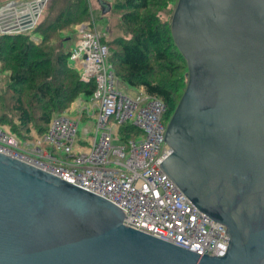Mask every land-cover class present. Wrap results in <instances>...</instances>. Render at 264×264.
Wrapping results in <instances>:
<instances>
[{
    "label": "water",
    "instance_id": "obj_1",
    "mask_svg": "<svg viewBox=\"0 0 264 264\" xmlns=\"http://www.w3.org/2000/svg\"><path fill=\"white\" fill-rule=\"evenodd\" d=\"M170 32L187 72L160 166L226 227L223 255L133 229L110 201L0 153V264H264V0H177Z\"/></svg>",
    "mask_w": 264,
    "mask_h": 264
},
{
    "label": "built area",
    "instance_id": "obj_2",
    "mask_svg": "<svg viewBox=\"0 0 264 264\" xmlns=\"http://www.w3.org/2000/svg\"><path fill=\"white\" fill-rule=\"evenodd\" d=\"M42 3L26 0L0 6V34L33 28ZM102 37L89 25L81 26L69 57L78 66L80 80L95 84L92 95L79 96L91 108L80 107L77 120L55 114L37 144L14 131L5 132L0 124V153L110 201L133 229L199 255H223L226 227L199 211L161 169L171 151L165 142L170 117L166 105L144 91L132 97L118 89L125 83L108 62L109 48ZM93 114L94 132L85 126L79 134L78 121ZM87 136L92 146L87 153L78 152ZM116 138L121 145L112 144Z\"/></svg>",
    "mask_w": 264,
    "mask_h": 264
},
{
    "label": "trees",
    "instance_id": "obj_3",
    "mask_svg": "<svg viewBox=\"0 0 264 264\" xmlns=\"http://www.w3.org/2000/svg\"><path fill=\"white\" fill-rule=\"evenodd\" d=\"M151 2L152 0L124 1V6L130 11L124 12L122 19L126 28L133 33L129 41L121 44V51L118 53L119 63L124 67L125 76L118 74V77L115 64H111L121 82L133 88L141 87L145 93L162 100L167 108V116H170L174 109L173 94L180 87L183 78L164 82L152 79L155 73V65L152 61L157 65H163L166 71L173 74L172 68L176 60L184 62L185 60L174 45L170 26L160 23L157 16L148 10ZM81 14L84 13L73 10L68 19L57 17L55 26L43 31L38 42L27 40L21 33L0 35V74L1 70L8 72V92H10L6 98L0 94V98L2 103H5L2 107H10L15 117L21 121L19 128L10 129L21 137L28 138L23 130H28L29 123L47 122L49 126L55 112L61 113L80 95H92L95 89L92 80L89 82L80 80L77 70L74 71L75 76H78L76 80H72L71 84L65 83L64 78H70V73H73H65V71L74 69L69 64L71 51H63V54L57 56L54 64L49 53L42 47L44 40L50 41L47 32L55 33L66 29V25L77 22ZM103 41L109 47L108 42L104 39ZM63 104H65L64 108L60 107ZM6 114L7 112H3L2 120ZM48 126L40 127L38 132L43 133Z\"/></svg>",
    "mask_w": 264,
    "mask_h": 264
},
{
    "label": "rangeland",
    "instance_id": "obj_4",
    "mask_svg": "<svg viewBox=\"0 0 264 264\" xmlns=\"http://www.w3.org/2000/svg\"><path fill=\"white\" fill-rule=\"evenodd\" d=\"M26 0H0V6H3L10 2H21ZM104 2L108 3L110 8L108 11L103 12V7L99 5L98 0H43L42 9L36 23L34 24L33 28L27 29L21 33L23 37H26L27 40H32L34 42H38L47 29L54 27L55 20L57 17H61L64 19H68L71 12L73 10L82 11L84 14L78 16V21L73 22L69 25H66V29L58 30L55 33L50 31L47 32L48 42L44 40L42 47L49 53L50 58L55 64V60L57 56L63 54V51H71L75 45L77 40L78 32L80 27L83 25H89L91 28L96 29L99 31L106 42L109 44V63H114L116 67L117 75H124V67L119 63L118 53L121 51V44L124 42L129 41L133 33L126 28L124 21L122 19V14L124 12L130 11L127 6H124L125 0H103ZM177 0H152L150 7L148 10L154 13L157 16V19L160 23H166L170 26L171 16L174 11L175 5ZM76 16V15H75ZM74 16V18H75ZM74 21V20H72ZM19 34V33H18ZM1 35V34H0ZM46 39V38H45ZM155 65V73L152 79L164 82L174 81L180 77L183 78L181 80V85L173 94L172 105L174 108L176 107L178 101L181 98V95L184 91L186 85V72L187 67L186 63L182 60H176L173 65L172 73L170 71H166L163 65H157L155 61H152ZM69 64L74 67V69L66 70L65 73H70V78H64L66 84H71L72 80L75 81L76 77H78V68L69 60ZM77 70V75L75 76L74 71ZM8 72L2 71L0 74V94L3 97H8L10 92H8ZM125 76V75H124ZM119 77V75H118ZM74 83V82H73ZM126 87V88H125ZM118 89L125 94L131 95L132 97H136L140 93L143 92L141 87H131L127 84H119ZM32 94V93H31ZM30 94V95H31ZM29 96V92H27ZM75 101V100H74ZM73 101V102H74ZM2 99L0 98V123H4L3 130L8 132L11 127L12 129H17L21 126V121L15 117V114L12 113L10 107H2ZM5 102V101H4ZM7 102V101H6ZM73 102L66 107V109L60 112H55L54 114H61L62 116L68 118H75L78 119L76 113L73 110ZM88 108H91L92 104L90 102H83ZM65 104L61 105L60 107L64 108ZM61 110V109H59ZM174 110V109H173ZM9 111V112H8ZM3 112H7L4 119L2 120L1 117ZM172 112L170 113V115ZM37 117V115L35 116ZM34 117V118H35ZM33 118V119H34ZM86 119H90L89 122H85ZM97 119V114H93L92 116L85 115L83 116L80 121H78V128L79 134L82 133L83 128L86 126L90 129L91 132H94L93 121ZM48 126L47 122H37V123H29L28 130H23V133L31 139L32 143H38V140L42 138V132L39 133L38 129L40 127L46 128ZM83 142L84 145L78 147V152L87 153L92 146L93 139L91 136H87ZM87 144V145H86ZM113 145H121V140L118 138L112 141ZM45 148V145H42ZM90 146V147H89Z\"/></svg>",
    "mask_w": 264,
    "mask_h": 264
},
{
    "label": "crops",
    "instance_id": "obj_5",
    "mask_svg": "<svg viewBox=\"0 0 264 264\" xmlns=\"http://www.w3.org/2000/svg\"><path fill=\"white\" fill-rule=\"evenodd\" d=\"M75 66H77L76 64H75ZM78 67V66H77ZM73 110H74V112L77 114V112H78V114H79V108L80 107H82V106H84L85 104L83 103V99L80 97H78L74 102H73Z\"/></svg>",
    "mask_w": 264,
    "mask_h": 264
}]
</instances>
